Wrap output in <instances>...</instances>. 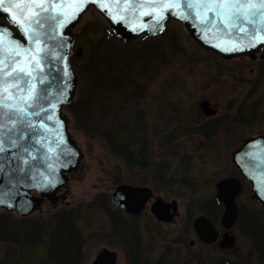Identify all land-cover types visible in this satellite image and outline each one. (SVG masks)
<instances>
[{
  "label": "flooded vegetation",
  "instance_id": "obj_1",
  "mask_svg": "<svg viewBox=\"0 0 264 264\" xmlns=\"http://www.w3.org/2000/svg\"><path fill=\"white\" fill-rule=\"evenodd\" d=\"M260 55L261 52L253 58L244 56L229 60L213 55L222 62L218 67L219 82H228L226 77H230L233 84L223 88L227 89L225 94L230 95L228 101L213 103L203 98L198 102L196 125L184 127L181 119H175L173 116L164 118L161 115V119L168 122L165 123V130L169 128L171 131L165 133L163 127L159 128L162 122H158L151 138L146 129L145 109L138 110L137 119L133 123L137 135L139 133L138 139L125 141L121 155L117 151L107 150L108 157L119 160V165L104 169L103 178H99L107 179L108 183L103 180L98 192L84 205H73V208L68 210L70 203L61 198H67L70 194V183L82 170L81 163L76 172L66 175L67 184L56 192L54 203L43 199L40 206L25 217L0 209L13 216L10 222L11 230L0 229V242H9L10 249L6 261L1 264H12L33 244L41 246L39 256L43 255L46 264H248L254 257L253 250L256 246L259 248L264 244V205L252 196L258 177L255 174L251 179H247L234 164L233 156L246 142L258 139L264 142L263 112L256 111L253 115L243 116V111L249 105L258 107L263 103L264 59H261ZM242 60H245L243 65ZM232 61L239 63L234 64L236 72L230 73L227 64ZM142 90L138 92L141 100L145 93V89ZM256 94L257 98L251 100ZM165 105L170 109L176 108L175 104ZM233 109L234 113L231 114ZM248 114L247 111L246 115ZM129 121L127 119V124ZM183 136L201 138L205 144L201 153L215 157L227 155L231 159L232 170L211 183V197L203 202L197 216L192 212V207L198 203L196 199H186L185 194L175 191L178 186L195 193V185L187 180L176 181L173 177L166 181L161 179V175L173 168V159L179 157L176 142ZM152 140L156 142L154 146ZM251 155L255 154L250 151L240 154L242 157ZM190 156L179 157V162L185 166ZM108 157L106 161L110 162ZM112 169L116 170L113 172ZM227 178L236 179L240 190L235 197L236 221L228 231V236L233 238V244L224 247L220 244L226 234V228L221 222L224 206L217 199V184ZM119 188L123 190L120 200L124 205L132 203L136 207L141 206L137 213L128 212L113 204L112 196ZM233 193L234 190L229 192ZM32 194L40 197L36 191H32ZM45 207L51 210L50 214L46 211V215H43ZM242 207L249 213L250 218L246 219L248 223L240 221ZM98 211H104V230L86 234L85 230L79 229L76 223L72 222L65 234L62 233L59 248H55L56 253L53 252L49 237L53 239L55 236L49 234L50 228L54 227L56 232L61 227L60 224H64L65 218L67 221L78 217L85 219ZM200 217L206 218L216 232L212 243L202 241L195 231L194 223ZM182 218L184 220L180 222ZM21 225L25 228L24 231L20 230ZM242 238L246 240L245 245H241ZM90 244H98L92 256L88 251ZM155 245L158 249L153 255ZM181 247L186 250L180 249ZM105 250L109 253L97 260Z\"/></svg>",
  "mask_w": 264,
  "mask_h": 264
},
{
  "label": "water",
  "instance_id": "obj_2",
  "mask_svg": "<svg viewBox=\"0 0 264 264\" xmlns=\"http://www.w3.org/2000/svg\"><path fill=\"white\" fill-rule=\"evenodd\" d=\"M181 3V9L163 10L164 19L159 23L155 22L156 12L152 5L156 3ZM195 4H216L225 0H188ZM234 2V0H230ZM240 2L258 3L259 0H240ZM75 4L83 3L82 11H79L75 19H71L63 27H59V21L63 19L60 12H72L73 9L62 8L45 13L44 17L54 16L55 19L41 18L42 27L34 26L31 32L37 35L29 40L22 30H19L11 21V13L5 12L9 4ZM100 4H107L109 8H101ZM146 5L139 7L138 5ZM185 0H3L0 3V26L11 30L15 40L21 42L22 48L29 49V56L32 52L37 53L42 71L35 72L37 77L33 81L36 85V98L32 103L40 116H25L23 122L18 116L12 113L0 115V121L4 127L0 129V139L3 140L5 151L0 153V209L8 212H16L20 216H28L36 207H39L43 199L54 203L55 194L67 184V174L76 172L84 158L81 148L78 146L69 131V120L64 115V107L73 102V98L79 83L75 69L71 63V53L75 43L74 28L79 24L82 16L89 10L94 9L106 21L110 32L115 39L122 44H132L142 39L154 38L163 33L167 25L177 22L184 27L190 38L202 49L224 59H232L241 56L254 57L262 51L260 57L264 59V44L257 43L254 47H244L242 51H232L233 44L243 43L247 45L253 35L264 37V25H261L259 14L254 18L255 24H245L248 29L246 33L232 31L231 36L225 34L223 25L217 20V27L200 23V19L211 17L217 19L216 13L219 9L193 8L188 10L183 5ZM129 5V7H124ZM12 12H20V9H12ZM34 11L38 9H24V14L34 19ZM159 11V10H157ZM183 11L185 17L169 14ZM196 13H199L197 17ZM4 19L6 23L2 22ZM233 37H238L233 39ZM39 39L37 46L35 40ZM15 42V41H13ZM82 50L76 49L75 56L79 58ZM18 59H26L19 57ZM13 61V55L7 57V64ZM34 64V61L31 62ZM11 71L6 67V57L0 50V103L4 89V72ZM43 77L44 83H40ZM29 79L23 78L20 81L21 88L25 91L9 87L7 103L10 105L23 106V97L27 96V85L24 82ZM8 85L14 83L13 77H8ZM47 93V99H43V93ZM55 105V107H53ZM206 106V103H204ZM33 109H27L31 112ZM3 109H0V113ZM51 114V120H42L43 116ZM211 114V113H210ZM9 116H13L16 123L13 125ZM28 121L32 122L29 127ZM43 127H40V124ZM21 135L23 138L21 139ZM15 141L13 143L12 141ZM255 148V149H254ZM27 149V151H25ZM252 150H256L253 152ZM250 151L251 156H240L241 153ZM234 164L242 171L247 179L256 174L258 181L253 187L252 196L264 205V142L260 139L246 142L244 147L234 154ZM32 190L40 194L35 197ZM234 190L233 194H229ZM239 182L236 179L227 178L217 184V199L223 203L224 213L221 222L226 228L224 240L221 246H232L233 238L228 236V231L236 221L237 206L235 197L239 193ZM121 188L112 196L113 204L131 213H137L140 207L132 203L125 204L120 200ZM64 199V196L61 197ZM135 206V209H134ZM138 208V209H137ZM198 237L206 242L212 243L215 240L216 232L211 223L204 217L196 219L194 223ZM41 246L33 244L25 249L12 264H46L43 255H40ZM103 251L97 260L108 254ZM115 263V262H114ZM113 263V264H114Z\"/></svg>",
  "mask_w": 264,
  "mask_h": 264
},
{
  "label": "rangeland",
  "instance_id": "obj_3",
  "mask_svg": "<svg viewBox=\"0 0 264 264\" xmlns=\"http://www.w3.org/2000/svg\"><path fill=\"white\" fill-rule=\"evenodd\" d=\"M73 32L76 40L71 57L72 64L74 62L78 66L86 65L92 54L98 53L100 56L108 58V61L112 59L113 62L118 63V67L123 68L128 77L125 76L127 82L135 85H130L122 90L110 89L111 87L108 86L100 89L98 85L91 86L86 82L77 109L72 111L67 108L68 106L63 109L64 115L69 120L70 133L85 156L82 170L70 183V194L67 198L64 197L71 205L68 210L72 209L73 205H84L98 192L103 180L108 183L107 179H100L99 176L103 178L104 169L119 165V160L108 157L109 145L107 141L113 140L121 146L125 141L138 139L139 133L137 135L133 125L137 119L138 110L145 109L146 129L149 137L154 135V128L157 127L158 122H162L159 128L163 127L165 133L171 131L169 128L167 131L165 130L167 120L163 121L161 115L164 118L181 119L184 127L196 125L198 123L196 112L198 102L203 98H207L213 103L228 101L230 95H226L225 90L227 89L223 88L233 84L230 77H226L228 82L225 80L219 82L218 67L222 65V62L196 45L185 29L175 22L169 23L162 35L156 39L142 40L134 44H122L111 37L109 26L99 13L90 9L82 16ZM107 35L109 38L106 39ZM77 48L82 50L79 58L74 56ZM94 48L98 49L92 52ZM244 61L242 60V65L245 64ZM238 63V61H232L227 64L230 73L236 72L234 64ZM262 75L264 78V73ZM262 81L264 85V79ZM136 89L139 92L145 89L142 100L136 94ZM223 96L224 98H222ZM256 98L257 94L251 100ZM160 103L164 105L161 106ZM165 104H175L176 108L170 109ZM121 109L123 112L120 111ZM234 109L230 111L231 114L234 113ZM247 111L248 115H246ZM256 111L263 112L264 118V99L258 107H255L254 104L249 105L243 111L245 112L243 116L253 115ZM129 112L133 113L132 118L134 119L128 118ZM127 119L130 120L129 125L126 122ZM155 143L152 140L153 146ZM176 145L178 146V156L191 155L190 159L185 166L179 162V157L173 159V168L161 175V179L166 181L173 177L176 181L187 180L195 185V193H190L189 189L178 186L175 191L185 194L186 199H196L198 203L191 207L192 212L197 216L203 202L211 197L209 196L213 190L211 183L232 170L231 159L227 155L215 157L212 154L201 153L205 144L199 137H180ZM107 157L111 160L110 162L106 161ZM115 170L112 169L113 172ZM184 207L186 208L185 203ZM46 211L49 214L51 212L48 207H45L43 215H46ZM248 215V211L242 207L241 223L244 221L248 223V220L246 221L247 218H250ZM12 218L13 216L0 210V229L11 230ZM80 218H74L72 221H67L65 218L64 224L62 222L56 232L54 227L50 228L49 234L55 236L53 239L49 237L54 253H56L55 248H59L62 233L65 234L70 223L75 222L79 229L85 230L86 234L104 230L106 227L104 211L95 212L85 219ZM183 220L184 218L180 222ZM20 227V230L24 231L23 225ZM245 244L246 240L242 238L241 245ZM97 247L98 244L89 245L90 256L93 255ZM157 247L155 245L152 250L153 255L156 254ZM259 248L256 246V249L253 250L255 251L254 257L248 261V264H264V244H261ZM180 249L186 250L185 247ZM9 252V242H0V264L6 261Z\"/></svg>",
  "mask_w": 264,
  "mask_h": 264
},
{
  "label": "snow or ice",
  "instance_id": "obj_4",
  "mask_svg": "<svg viewBox=\"0 0 264 264\" xmlns=\"http://www.w3.org/2000/svg\"><path fill=\"white\" fill-rule=\"evenodd\" d=\"M3 0H0L2 3ZM139 7H145L146 5H138ZM188 10L193 8H207V9H219V12L216 13L217 19H213L211 17H206L200 19L201 24L211 25L212 28L217 27V20L220 25H223V30H225V34L231 36L232 31L235 30L238 33H246L248 31L247 28L244 27L245 24H255V17L259 14L260 24L264 25V0H259L258 3L251 2H240V0H234V2H230V0H225L222 3L216 4H195L192 2H188L185 0V4L183 5ZM83 3H75V4H56L52 3L50 5L47 4H9L7 8L3 10L5 12L11 13V21L14 26H16L19 30H22L25 35H28L29 40H32L37 33L31 32V29L36 26H43L41 23V18L44 17L45 13H50L51 11H55L56 9L62 8H70L73 9L72 12H60L59 15L64 18L59 21V27H63L66 23H68L71 19H75L76 14L79 11L83 10ZM101 8H109L107 4H100ZM124 7H129V5H124ZM181 3H156L152 5L153 11L156 12L154 17L155 22L159 23L160 20H163L165 17L163 15V10L165 9H181ZM38 9L39 11H34L33 16L34 19H30L29 16L24 14V9ZM12 9H20V12H12ZM159 10V11H157ZM185 17V13L183 11H177L175 13H169ZM197 17H199V13H196ZM48 19H55L54 16L44 17ZM238 37H233V39H237ZM15 41V42H13ZM36 45L40 44L39 39L35 40ZM257 43L264 44V37L259 35H253L249 39V43L244 45L243 43L233 44L231 50L232 51H242L244 47H254ZM0 50L3 51L6 57V67H10L11 71L4 72V89L2 99L4 103H0V109H3V112L0 115H8L9 113L14 114L20 118V121L23 122V118L25 116H40V111L43 110V105H41L40 110H36L32 101L36 98V85L33 83L37 77L33 74L35 72H40L42 69L40 68V60L38 58L37 53L32 52L29 56V49L22 48L21 42L15 40L14 35L11 34V30L8 28H4L0 26ZM9 54L13 55V61L10 65L7 64V57ZM25 57L26 59H18L19 57ZM34 61V64L31 63ZM14 78V83L9 86L8 85V77ZM28 77L29 79L24 82L27 85V96L23 97V106L18 105H10L7 103L9 92V87H13L18 89L20 92L25 91V89L21 88L20 81ZM40 83H44L43 77L40 78ZM43 99H47V93H43ZM55 107V105H53ZM27 109H33L31 112H28ZM9 119L12 121L13 125L16 123V120L13 116H9ZM51 114L43 116L42 120H51ZM29 127H32V122L28 121ZM4 127L3 122L0 121V129ZM40 127H43V124H40ZM23 138V135L20 137ZM15 143V141H12ZM5 148L3 147V140L0 139V153H3ZM27 151V149H25Z\"/></svg>",
  "mask_w": 264,
  "mask_h": 264
},
{
  "label": "trees",
  "instance_id": "obj_5",
  "mask_svg": "<svg viewBox=\"0 0 264 264\" xmlns=\"http://www.w3.org/2000/svg\"><path fill=\"white\" fill-rule=\"evenodd\" d=\"M110 35V34H108ZM105 36V38H109V36ZM105 39V40H106ZM156 39V38H152ZM151 39V40H152ZM147 40V39H146ZM98 48H94L92 52H94ZM112 58V57H111ZM111 61V62H110ZM108 61V58L100 56L98 53H93L91 58L89 59L86 65H77L73 62L76 73L79 78V86L77 89V93L75 99L71 105L67 108L76 110L78 104L80 103V96L85 89L86 82L89 85H98L100 89H103L105 86H108L110 89H117L122 90L128 86H132L135 84L128 83L125 79V72L123 68L118 67V63L113 62L112 59ZM127 77V76H126ZM128 78V77H127ZM139 90L136 89V94L138 95ZM129 108V107H128ZM123 112V109L120 110ZM133 115L132 112H129L128 118H131ZM108 142V149L113 151H117L119 155H121V151L123 149L122 144L121 146L116 143L115 141H107Z\"/></svg>",
  "mask_w": 264,
  "mask_h": 264
}]
</instances>
